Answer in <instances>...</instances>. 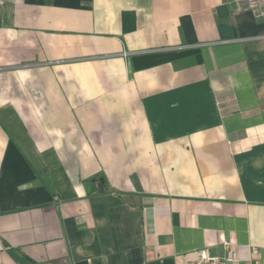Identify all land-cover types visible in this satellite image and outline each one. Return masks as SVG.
<instances>
[{
  "label": "crops",
  "instance_id": "crops-1",
  "mask_svg": "<svg viewBox=\"0 0 264 264\" xmlns=\"http://www.w3.org/2000/svg\"><path fill=\"white\" fill-rule=\"evenodd\" d=\"M263 15L0 0V264H264Z\"/></svg>",
  "mask_w": 264,
  "mask_h": 264
},
{
  "label": "built area",
  "instance_id": "built-area-1",
  "mask_svg": "<svg viewBox=\"0 0 264 264\" xmlns=\"http://www.w3.org/2000/svg\"><path fill=\"white\" fill-rule=\"evenodd\" d=\"M260 2L264 5V0H260ZM262 17L264 18V15ZM123 56L126 57L127 54L123 53ZM223 249L224 254L222 256H210L207 251H198L195 253L192 264H236L238 262L237 254L231 249L228 242L224 243ZM248 264H262L258 250H250Z\"/></svg>",
  "mask_w": 264,
  "mask_h": 264
},
{
  "label": "trees",
  "instance_id": "trees-1",
  "mask_svg": "<svg viewBox=\"0 0 264 264\" xmlns=\"http://www.w3.org/2000/svg\"><path fill=\"white\" fill-rule=\"evenodd\" d=\"M48 189H49V187H48ZM12 256H13L14 260H15L18 264H32V263H30L26 258H24V257L21 256V255H18V254L12 253Z\"/></svg>",
  "mask_w": 264,
  "mask_h": 264
}]
</instances>
